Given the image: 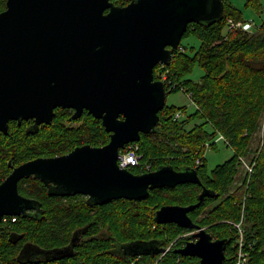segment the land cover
<instances>
[{"label":"trees","instance_id":"trees-1","mask_svg":"<svg viewBox=\"0 0 264 264\" xmlns=\"http://www.w3.org/2000/svg\"><path fill=\"white\" fill-rule=\"evenodd\" d=\"M113 1L125 5L130 0ZM248 4L262 11L261 0H248ZM5 8L6 0H0V11ZM229 17L244 19L241 9L224 0L222 19L190 23L171 63L156 65V79L168 69L164 79L168 92L184 89L196 108L189 112L186 105L166 103L159 111L158 130L142 133L136 141L139 163L129 167L135 173L162 164L176 169L195 167L202 184L157 187L145 198L95 204L83 194H51L33 176L22 178L20 193L40 204L24 214L3 216L0 264H200L197 256L175 251L190 239L192 229L175 222L158 223L155 214L165 204L196 203L203 186L216 194L207 195L189 214L201 226L208 225L213 237L228 239L223 264H236L240 236L236 224L242 218L247 264H264V21L251 30H228ZM190 35L199 39L198 45L184 42ZM196 64L204 70L198 80L188 76ZM179 110L183 116L175 118ZM72 115L68 108L59 107L53 121L41 124L38 130L28 131L24 120L21 126L13 124L7 134L0 132V182L12 170L10 159L20 164L63 154L85 143L99 146L109 141L110 133L101 119L88 110L80 118ZM219 133L233 155L209 169L205 147L207 143L216 145ZM247 156L252 170H245L241 183L230 190ZM148 162H152L149 168ZM178 232L182 234L171 241ZM150 239H158L169 249L155 255L123 253L121 244Z\"/></svg>","mask_w":264,"mask_h":264},{"label":"water","instance_id":"water-1","mask_svg":"<svg viewBox=\"0 0 264 264\" xmlns=\"http://www.w3.org/2000/svg\"><path fill=\"white\" fill-rule=\"evenodd\" d=\"M223 12L224 0H6L0 11V131L9 132L11 119L49 124L55 109L65 107L75 109L73 118L86 109L101 119L110 139L14 166L0 182V221L38 208L37 199L19 191L25 177L40 179L51 194H83L95 204L145 198L157 187L202 184L195 167L162 164L135 173L119 165L120 150L158 130L168 90L155 78L156 65L171 63L190 23H213ZM215 194L203 186L196 203L165 204L155 214L158 223L192 229L175 251L197 256L200 264L226 258L228 239L213 237L189 214ZM121 247L128 256L168 250L158 239Z\"/></svg>","mask_w":264,"mask_h":264},{"label":"rangeland","instance_id":"rangeland-1","mask_svg":"<svg viewBox=\"0 0 264 264\" xmlns=\"http://www.w3.org/2000/svg\"><path fill=\"white\" fill-rule=\"evenodd\" d=\"M123 1H125V0H123ZM229 1H231L236 7L241 9L244 19L252 22L254 24V26L260 25L264 21V0H261V3H262V11L261 12H258L256 10V8H254L252 5L248 4V0H229ZM254 26H252V28ZM184 42L187 44H192V42H193L194 44L198 45L200 41L198 38H195L193 35H190L189 37L184 39ZM167 70L168 69H165L163 72L166 74V77H167ZM203 72H204V70L202 69V67L199 66V64H196V65H194L193 70L190 73H188V76L193 78L194 80H198V79H200ZM166 103L168 105H175V106L186 105L187 110L189 112L194 111L196 108V106H195L194 102L192 101V99L190 98L189 94L187 92H185L184 89H181L180 91H175V92L173 91L170 93L168 92V95L166 98ZM196 121L199 122V121H201V119H197ZM192 124H193V122L189 125L192 126ZM219 136H220V133L217 135V137L215 139L216 145L215 144L214 145L207 144V146L205 147L204 154L206 156L207 167L209 169L213 168L217 164H221V163L225 162V160H227L230 156L233 155L232 147L228 146L226 144L225 140L221 139ZM258 142H259V135H258V138L256 139V141L253 142V149H255L257 147ZM243 161H244L243 164L240 166V172L236 176L235 182L231 186L230 190H234L235 187L241 183V180L243 179V176H244V171L247 170L246 165L250 164V156L243 157ZM148 163L149 164L151 163V165H152V162H148ZM239 222H241V225H242L243 218ZM205 228L210 232V230H209L210 227L208 225H206ZM180 233L181 232H178L176 234V236L172 238L173 240H171V241L174 242L175 238L182 234V233L181 234ZM189 235H190V233H189ZM239 235H240V233H239ZM243 235H244V232H243ZM238 237H240V236H238ZM173 242H171L170 245L173 244ZM145 264H155V262H152V263L146 262Z\"/></svg>","mask_w":264,"mask_h":264},{"label":"built area","instance_id":"built-area-1","mask_svg":"<svg viewBox=\"0 0 264 264\" xmlns=\"http://www.w3.org/2000/svg\"><path fill=\"white\" fill-rule=\"evenodd\" d=\"M252 26H254V24L247 20L234 19L232 17L228 18L227 20L228 30H234L238 28H241L244 30H251ZM179 48H182V46H180ZM166 78H167L166 74L162 73L161 78L159 79L164 81V79ZM182 116H183V112L181 110L175 112V115H174L175 118H180ZM219 137L221 139H224L222 134H220ZM138 149H139V146L136 142H131L127 144L125 148L121 149L120 150L121 159L119 160V165L121 167H127V168H129L132 165H137L139 163V154L137 153ZM199 162L200 161L198 160V163ZM149 167H150V164H147V168ZM246 167L248 171H251L253 164H247ZM236 226L239 228V232H240V237L238 238L236 264H247L248 259H249V252L246 249H244V235H243L244 228L242 227L241 222H238ZM167 248L169 249V247Z\"/></svg>","mask_w":264,"mask_h":264},{"label":"flooded vegetation","instance_id":"flooded-vegetation-1","mask_svg":"<svg viewBox=\"0 0 264 264\" xmlns=\"http://www.w3.org/2000/svg\"><path fill=\"white\" fill-rule=\"evenodd\" d=\"M59 108V107H58ZM61 108H64V107H61ZM57 109V108H56ZM71 112H72V114L74 113V111H75V109L74 108H68ZM86 110V109H85ZM84 110V111H85ZM84 111H83V113H84ZM83 113H82V115H83ZM81 115V116H82ZM73 116V115H72ZM80 116V117H81ZM80 117H78V118H80ZM74 119H76V118H74ZM24 120H26V122H27V124H26V126H27V128H29L30 130H28V131H33V129H35V130H38V127L37 126H35V120L33 119V118H31V119H24ZM24 120H22L20 123L18 122V120H15V119H11L10 121H9V128L14 124V125H16V123H17V125H19V126H21L22 125V123H23V121ZM41 124H43V123H41ZM40 124V125H41ZM39 125V126H40ZM0 132H2V131H0ZM4 133V132H3ZM9 165H10V167L11 168H13L14 166H16V165H19V164H14L13 163V160L12 159H10L9 160ZM12 171V170H11ZM48 187V186H47ZM48 189H49V187H48ZM70 196V195H69ZM38 251V250H37Z\"/></svg>","mask_w":264,"mask_h":264}]
</instances>
